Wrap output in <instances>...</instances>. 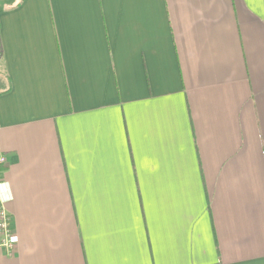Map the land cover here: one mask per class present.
Wrapping results in <instances>:
<instances>
[{
	"label": "crops",
	"instance_id": "1",
	"mask_svg": "<svg viewBox=\"0 0 264 264\" xmlns=\"http://www.w3.org/2000/svg\"><path fill=\"white\" fill-rule=\"evenodd\" d=\"M0 156V264H264V0H0Z\"/></svg>",
	"mask_w": 264,
	"mask_h": 264
},
{
	"label": "built area",
	"instance_id": "2",
	"mask_svg": "<svg viewBox=\"0 0 264 264\" xmlns=\"http://www.w3.org/2000/svg\"><path fill=\"white\" fill-rule=\"evenodd\" d=\"M6 163V158L0 156V164ZM6 199L0 193V248H7L12 254L16 246V235L13 228V219L10 214Z\"/></svg>",
	"mask_w": 264,
	"mask_h": 264
},
{
	"label": "trees",
	"instance_id": "3",
	"mask_svg": "<svg viewBox=\"0 0 264 264\" xmlns=\"http://www.w3.org/2000/svg\"><path fill=\"white\" fill-rule=\"evenodd\" d=\"M4 166L0 165V174L3 172Z\"/></svg>",
	"mask_w": 264,
	"mask_h": 264
}]
</instances>
